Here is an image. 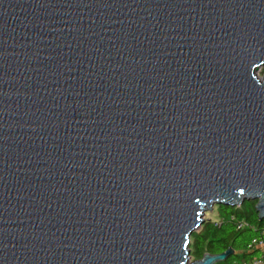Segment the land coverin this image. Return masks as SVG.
Here are the masks:
<instances>
[{"label": "water", "instance_id": "1", "mask_svg": "<svg viewBox=\"0 0 264 264\" xmlns=\"http://www.w3.org/2000/svg\"><path fill=\"white\" fill-rule=\"evenodd\" d=\"M264 0H0V264H218L216 205L264 220Z\"/></svg>", "mask_w": 264, "mask_h": 264}, {"label": "trees", "instance_id": "2", "mask_svg": "<svg viewBox=\"0 0 264 264\" xmlns=\"http://www.w3.org/2000/svg\"><path fill=\"white\" fill-rule=\"evenodd\" d=\"M264 74V69L261 71ZM256 201H246L241 207L220 205L219 221H205L200 229L194 232L190 239V256L194 261L201 260L205 254H222L229 248L235 254L226 261L218 264H242L252 261L261 252H248V245L258 237L259 231L264 229V220L260 221L255 210ZM236 217L249 223V227L238 230L230 218Z\"/></svg>", "mask_w": 264, "mask_h": 264}, {"label": "built area", "instance_id": "3", "mask_svg": "<svg viewBox=\"0 0 264 264\" xmlns=\"http://www.w3.org/2000/svg\"><path fill=\"white\" fill-rule=\"evenodd\" d=\"M230 221L236 224L238 230H244L249 227V223L245 220L237 219L236 217L230 218ZM248 252H261V254L255 257L252 261L244 262L242 264H264V229L259 231L258 237L253 239V241L248 245Z\"/></svg>", "mask_w": 264, "mask_h": 264}, {"label": "rangeland", "instance_id": "4", "mask_svg": "<svg viewBox=\"0 0 264 264\" xmlns=\"http://www.w3.org/2000/svg\"><path fill=\"white\" fill-rule=\"evenodd\" d=\"M259 74L262 76L263 74L261 73V71L259 72ZM219 206L216 205L214 207V210L212 212H208L206 215H205V219L206 221L207 220H211L212 222H218L220 217H219ZM191 261H194L193 258L191 257Z\"/></svg>", "mask_w": 264, "mask_h": 264}]
</instances>
